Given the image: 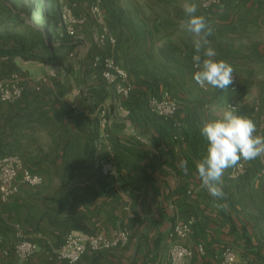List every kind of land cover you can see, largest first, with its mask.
Wrapping results in <instances>:
<instances>
[{
    "label": "crops",
    "instance_id": "crops-1",
    "mask_svg": "<svg viewBox=\"0 0 264 264\" xmlns=\"http://www.w3.org/2000/svg\"><path fill=\"white\" fill-rule=\"evenodd\" d=\"M90 1L66 3L83 19L75 24L80 38L59 31L53 44L66 37L70 45L46 61L0 55V80L18 73L24 86L20 98L0 108V156L18 153L43 177L38 186L22 184L15 195L0 197V264H70L52 257L69 232L112 236L120 230L130 235L126 246L89 250L76 264H169L178 240L170 233L189 219L193 264H222L226 246L246 264H264V157L241 160L239 176L225 171L223 199L201 187L195 168L205 154L201 125L228 105L236 104L237 114L264 134V0H222L209 9L196 2L197 14L212 25L216 59L238 76L236 90L225 91L194 80L183 11L159 17L156 0L149 10L138 0H104L97 19ZM103 30L116 42L100 46L95 35ZM98 54L127 71L129 97L92 65ZM163 89L178 103L173 119L148 106ZM100 158L114 160L113 173L97 166ZM19 234L39 245L28 260L15 252Z\"/></svg>",
    "mask_w": 264,
    "mask_h": 264
},
{
    "label": "built area",
    "instance_id": "built-area-1",
    "mask_svg": "<svg viewBox=\"0 0 264 264\" xmlns=\"http://www.w3.org/2000/svg\"><path fill=\"white\" fill-rule=\"evenodd\" d=\"M104 0H91L89 5L90 14L97 19H101L102 3ZM221 3V0H202L204 8L209 9ZM72 12L71 7L66 4L60 6V23L65 32L76 39L80 37L75 30V24L82 22ZM100 46H105L107 41L115 43L116 38L107 30H103L95 35ZM92 65L97 68L103 79L116 87L119 94L129 97L133 91L132 84L128 81L127 71L119 65L112 57L98 54L94 56ZM234 75L232 89L236 90L238 76ZM24 86L19 80L18 73H11L8 77L0 80V108L4 103L13 102L23 95ZM149 108L156 114L173 119L178 111V103L168 89L153 93L148 99ZM237 108L236 104H233ZM106 121V120H105ZM97 166L101 167L105 174L113 173L115 162L112 158H100ZM245 171V165L240 162L233 168V176H239ZM43 177L29 168L24 159L18 153H8L0 156V197L4 200L18 193L22 184L38 186L42 184ZM193 219H189L180 224H176L170 235L175 240L169 248V264H193L195 249L186 242L192 232ZM130 235L127 231L120 230L112 236L103 233H76L69 232L60 246L54 251L52 257L66 260L70 264L78 263L83 255L91 250L95 252L105 251L124 247L129 243ZM1 243V235H0ZM39 249V245L25 234H19V240L15 245V252L22 260L30 259ZM197 250L204 252L203 244H198ZM222 264H246L240 261L238 253L233 246H226L222 250Z\"/></svg>",
    "mask_w": 264,
    "mask_h": 264
},
{
    "label": "clouds",
    "instance_id": "clouds-1",
    "mask_svg": "<svg viewBox=\"0 0 264 264\" xmlns=\"http://www.w3.org/2000/svg\"><path fill=\"white\" fill-rule=\"evenodd\" d=\"M182 9L185 18L181 28L192 37L194 55V80L202 87L225 91L234 82V69L225 60H217L218 53L211 46L208 37L213 28L209 19L198 13L193 0H184ZM223 6L219 11L223 12ZM205 141V154L195 161L196 174L201 187L214 198L223 199V175L226 170L239 165L241 160L252 161L264 157V134H257L256 123L247 116L237 114L234 106L228 105L214 119L203 122L199 129ZM182 170L187 162L181 161ZM222 207V206H220Z\"/></svg>",
    "mask_w": 264,
    "mask_h": 264
},
{
    "label": "trees",
    "instance_id": "trees-1",
    "mask_svg": "<svg viewBox=\"0 0 264 264\" xmlns=\"http://www.w3.org/2000/svg\"><path fill=\"white\" fill-rule=\"evenodd\" d=\"M37 2L46 13H53L52 17L46 19L44 27H34L31 23L23 20L21 11L16 12L2 3L7 8L8 15L0 18V55L20 56L25 60L44 61L47 60L48 55L56 54L57 50L67 48L70 45V41L66 37H63L57 46L53 44L59 31L65 32V29L59 25L60 9L59 12L57 11L60 5L59 0H37ZM29 10L30 8H24L22 12L28 13ZM51 21L56 23V32H53ZM19 27L24 31H34V35L16 31Z\"/></svg>",
    "mask_w": 264,
    "mask_h": 264
},
{
    "label": "rangeland",
    "instance_id": "rangeland-1",
    "mask_svg": "<svg viewBox=\"0 0 264 264\" xmlns=\"http://www.w3.org/2000/svg\"><path fill=\"white\" fill-rule=\"evenodd\" d=\"M73 0H59L60 5L57 8L59 12L61 4L70 3ZM142 5L147 6V10H149L148 5L151 4L153 6L154 0H138ZM143 1V3L141 2ZM202 4V0H193V2H198ZM240 1V0H238ZM184 0H156V4L159 11V17L170 16L172 18L176 16L173 14L174 12L183 11L182 3ZM222 2V0H221ZM4 3L8 8L13 9L18 12L21 11L22 18L24 21L31 23L34 27H44L45 21L47 18L52 17L53 13H46L38 4L37 0H0V18L8 15V10L3 6ZM24 8H30L28 13L22 12ZM145 9V8H144ZM146 10V11H147ZM171 12V14H170ZM149 12L147 11V14ZM52 22L53 32H56L55 22ZM18 32L32 33L34 35V31L30 32L29 30L24 31L21 27L17 28ZM14 44V42H12ZM46 61V60H45ZM46 63V62H45Z\"/></svg>",
    "mask_w": 264,
    "mask_h": 264
}]
</instances>
